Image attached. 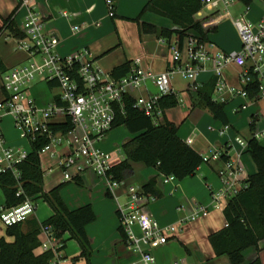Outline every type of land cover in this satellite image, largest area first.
Returning a JSON list of instances; mask_svg holds the SVG:
<instances>
[{
    "label": "built area",
    "instance_id": "1",
    "mask_svg": "<svg viewBox=\"0 0 264 264\" xmlns=\"http://www.w3.org/2000/svg\"><path fill=\"white\" fill-rule=\"evenodd\" d=\"M236 1L203 0V9L198 12V17L205 20V25H216L219 18L232 17L230 8ZM106 3L109 15L114 17L115 0H106ZM21 4L28 7L22 27L25 36L15 38L18 48L28 54L29 63L2 74L4 96L0 99V123L5 115H9L22 138L30 143L39 138L46 139L48 142L40 154L50 152L57 157L66 181L73 180L77 174L88 169L103 177L118 202L117 213L126 235V245L133 255L125 264H156L155 249L175 237L182 225H160L149 209L158 197L147 195L134 185H127L125 179L116 178L114 167L124 159L118 153L120 149L107 152L98 143L114 128L119 112L125 113L126 96L132 97L135 107L152 117L155 123H160L164 111L159 106V100L163 95L175 92L173 75L178 72L189 79L188 88L195 91L201 86L199 76L207 71L209 63L216 79L215 100L228 102L236 97H244L248 101L264 99V17L254 23L245 12L233 19L242 43L239 51H223L198 35L187 36L183 47L177 40L167 42L161 39L170 45L172 51L168 69L152 72L144 68L142 58L137 57L131 62L127 74L114 76L95 63L88 49L60 55L57 48L61 39L47 31L45 17L35 9L32 0H22ZM64 14L68 15L67 12ZM81 29L78 25L73 28L74 33ZM231 65L240 69L238 85L227 78L225 70ZM255 78L258 92L252 99L246 87ZM39 83H44L51 91L49 99L33 93ZM67 123L71 125L67 131L53 128L54 124ZM228 129L229 126L223 125L221 134ZM252 137L264 145V129L254 131ZM248 140L242 136L235 138L240 149L236 150L235 156H229L224 161L219 171L222 186L212 191L209 204L190 201L192 211L181 219L180 224L206 217L212 209L219 208L224 202L227 204L247 186L249 174L242 156L248 150ZM62 143L66 144L68 152L56 148ZM28 152L8 143L0 126V173L12 169L18 177L17 165L26 159ZM224 153L228 155L227 150ZM224 153L217 151L213 156H203L204 162L221 158ZM163 180L165 183L177 181L173 175H163ZM122 187L126 188L123 194L117 193ZM179 209L183 210L184 205ZM35 211V201L27 198L18 206L4 207L0 219L9 226L26 221ZM41 233L47 238L41 241L39 249L42 252L52 250L55 253L54 263L59 264L63 242L53 235L51 226H45ZM175 264L181 263L177 261Z\"/></svg>",
    "mask_w": 264,
    "mask_h": 264
},
{
    "label": "crops",
    "instance_id": "2",
    "mask_svg": "<svg viewBox=\"0 0 264 264\" xmlns=\"http://www.w3.org/2000/svg\"><path fill=\"white\" fill-rule=\"evenodd\" d=\"M105 1L106 0H32V4L35 6V9L45 17L47 31L53 32L60 37L61 43L57 48V52L62 56L88 49L95 63L106 72H112L116 67L126 62H132L133 59L137 57L142 58L144 68L152 72L159 73L168 69L171 64L170 58L162 57L160 54L162 44L168 45L170 48V45L167 43L168 41H162L161 39H166L160 38L156 34L142 32L139 23L136 21L140 12H142L150 0H115L116 20L115 17L108 16L106 9L107 3ZM237 1L244 3L240 0ZM21 3L22 0H0V37L5 34L6 40H14L16 42L15 48L17 47V40L14 35H12L11 30L5 26V21L12 17L15 26L22 30L25 17L28 13V7L23 6ZM244 5L245 10L243 13L248 12L247 15L250 21L256 23L264 17V0H251L249 5L245 3ZM235 8L242 9L239 7V3H235ZM65 12H67L68 15H65ZM141 21L152 22L159 27H173L170 20L167 21L156 17L150 20L141 18ZM104 22L107 23V26L117 24V27L121 30L119 45L123 48V52L111 56V53L106 50V44L95 42L97 33L104 31V28H98V24ZM77 25L82 29L74 33L73 28ZM96 25L98 26L96 27ZM104 25L102 27H104ZM206 27H208L209 30L211 29L210 32H216L218 31L219 25H210L209 23ZM130 37H132L140 47L138 53L134 52L136 54L125 47L127 39L130 41ZM211 38L213 41L209 37L208 41L216 45L218 49L226 52L239 51L242 48L237 29L233 42L217 41V44L219 43L217 45L214 43L216 36L215 38ZM6 44H8V41H6ZM25 54L24 56L17 55L16 60L13 62L7 60L8 58L0 54V61L4 71L10 70V65H16L18 62L22 61L24 57H28L26 52ZM15 67H18V65ZM225 71L228 80L238 85L240 69L235 65H231L228 66ZM3 73L4 72L0 70L1 80ZM213 77L212 64L209 63L207 71L199 76V82L203 85L209 82ZM43 89L44 88H42V90ZM40 98L45 99L43 96H40ZM261 101H264V99L259 101H248L244 97H236L230 100L228 105H233L231 110L232 115H239V117H241L242 114L249 115L246 128H249V125L251 128L253 120L256 125L261 119L259 110L256 108V105H259ZM226 113L229 119L227 108ZM235 120L237 128L236 126L233 127L234 124H232V127L229 124V129L223 135L221 134V129L223 128L221 123L217 125V127H209L211 132H216L223 139L213 136L212 133H204L201 130H199V132L202 138L198 137L199 134L195 131L187 133L183 132L182 129H179V136L203 156H213L217 151L224 153L226 150L229 156H235L236 150L240 149L235 142V138L243 135L240 133V130H237L240 129L239 124L243 118ZM0 126L4 135L7 136L6 132H4V127H2V123ZM251 131L249 139L252 137L254 131H256L255 126L254 130L251 128ZM242 137H244V135ZM6 138L11 143V139L8 136ZM234 145L235 150L233 148ZM60 146L59 150L63 149L64 152H68L66 144L62 143ZM246 153L247 151L242 156V161L248 174L251 175L257 172V165L253 159L247 157ZM43 155H47L45 159ZM40 156L44 175L49 173L52 176V181L50 183L45 181V191L49 192L62 183L68 184L71 181H75L74 187L70 184L66 189L63 188L61 191L65 203L70 209H77L83 205L91 204L97 217L96 220L86 228L92 250L89 260L86 261L78 257L81 251V245L75 242L77 240L69 239L65 248L61 250L59 264H125L129 262L133 258V255L126 245V235L121 227V222L117 213L118 202L109 191L106 180L98 176L91 169H88L77 174L73 180L66 181L63 176V171L58 166L57 157L52 156L50 152L41 153ZM219 161L224 165L222 157L217 159L212 158L210 161L204 162L200 166L195 177L169 183L164 182L163 174H160L156 168L146 166L142 169V178L139 182L141 185L140 188L146 181L158 176V187L162 192V196L152 202L149 205V209L160 225L166 226L180 222L182 218L191 213L192 208L190 200L192 199H199V201H202L199 203L203 204H209L212 201V191L222 186L219 176L220 169L216 168ZM133 174H135L134 168L130 171L126 179L132 177ZM126 183L127 185H132L128 182ZM125 189L126 188L122 187L117 190V193L123 194ZM5 200V193L0 189V213L4 208ZM35 203V213L31 214L29 218L23 222V229L25 231L34 226L36 221L39 225H42L45 220L54 214L53 209L44 199L39 198L35 200ZM181 205H184L183 210L179 209ZM225 206L223 207L222 215L214 214L211 216L209 215L210 212L206 217L187 222L180 231L177 232L175 237L170 238L167 244L155 249L156 264H175L177 261L181 264H233L227 255H217L210 241V235L212 233L223 229L227 225L224 214ZM217 209L218 208H214L212 210L215 211ZM6 230L7 226L0 219V237L6 235ZM39 238L40 241H42L47 237L45 234L41 233ZM8 240H12V238L8 237ZM70 244L72 245L70 246ZM65 251L68 252V254H66ZM36 252L42 253L40 249H37ZM244 258V264H252L257 259H259L261 264H264V239L260 240L257 246L247 248L244 251Z\"/></svg>",
    "mask_w": 264,
    "mask_h": 264
},
{
    "label": "trees",
    "instance_id": "3",
    "mask_svg": "<svg viewBox=\"0 0 264 264\" xmlns=\"http://www.w3.org/2000/svg\"><path fill=\"white\" fill-rule=\"evenodd\" d=\"M249 5L251 0H240ZM203 9V0H150L136 21L144 33H153L171 42L177 40L183 47L189 35H198L203 41H208L210 30L205 20L198 18V12ZM146 11H151L167 17L173 27H159L158 25L141 21ZM115 17V16H114ZM5 26L11 30L16 38H23L25 34L17 28L10 17ZM131 62L116 67L112 74L123 76L129 72ZM0 70L5 72L1 61ZM249 97L254 98L258 92V81L247 85ZM193 109L200 108L210 112L215 119L229 126L230 121L226 113L227 101L215 100L216 79L201 85L192 91L188 88ZM179 105L176 92L163 95L159 106L164 115L160 123L140 109L135 107L134 99L124 98V112H119L114 127L126 125L134 134L123 143L125 157L114 167L116 178L126 179L133 169L132 162H141L147 167H154L160 174L173 175L177 180L195 177L198 169L204 163V157L190 144L179 136L180 125L170 120L167 110ZM255 121L251 123L254 130ZM70 123L54 124L55 130L67 131ZM47 140L39 138L31 143V150L26 159L17 165L18 177L14 170L9 169L0 173V189L5 193V208H11L23 203L27 198L34 201L42 198L53 209L54 214L42 225L36 221L28 230L23 229V222L7 226L6 235L0 237V264H53L55 253L52 250L37 253L40 246L39 235L45 226H51L53 235L63 242L61 250L65 248L69 239H75L81 245V256L89 260L92 250L87 234V226L96 220V213L91 204L77 209H70L61 195L62 183L49 192L45 191L44 171L41 164L40 152L47 144ZM256 165L257 172L248 176L246 187L232 197L224 208L227 225L210 235L211 244L217 255H227L233 264H244V251L257 246L264 239V145L256 138L248 140V150ZM224 153L222 158L228 160ZM141 191L147 195L162 196L158 187V176L146 181ZM12 238V240H8ZM252 264H261L259 259Z\"/></svg>",
    "mask_w": 264,
    "mask_h": 264
},
{
    "label": "rangeland",
    "instance_id": "4",
    "mask_svg": "<svg viewBox=\"0 0 264 264\" xmlns=\"http://www.w3.org/2000/svg\"><path fill=\"white\" fill-rule=\"evenodd\" d=\"M238 3H239V7L242 9L235 8V4H234L230 8L232 17L231 18H229V17L219 18L217 20V24L219 25L218 31H216V32L214 31V32L209 33L208 37L210 39H212L211 37L215 38V36H216V38H215L216 40L214 39L215 44H217V41H220V42L221 41H231V42L234 41L236 27L233 23V19L240 17L245 10L244 3L237 1L236 4H238ZM106 7H107L106 8L107 13L109 16V10H108L107 4H106ZM205 13H208V12L205 11ZM153 17L169 21L167 17L161 16V15L156 14L154 12L152 13L151 11L144 12V14L142 16V18L144 20L145 19L150 20ZM116 19H117V17H115V20ZM104 23H105V25H104ZM104 23H99L98 24L99 26L96 25V27L98 26V28H104V31L97 33V37H95V42L96 43L99 42V44H106V50H108V52L111 53V56L115 55L119 52L120 53L123 52V50H122L123 48L121 47V45H119L120 44L119 43V36L121 35V30L117 27V24H114V25L111 24L110 26H107V23L106 22H104ZM103 25H104V27H102ZM5 37H6L5 34L0 37V54L2 56H5L6 58H8L7 60L13 62L16 60L17 55H19V56L20 55L21 56L26 55L25 51L23 49L18 48V46L15 48L16 42L14 40H12V41L6 40ZM6 41H8V44H6ZM212 41H213V39H212ZM125 47H126V49L133 51V53L134 52L138 53L140 50L139 45L132 39V37H130V41H129V39H127V44L125 45ZM161 48H162V50H161L160 54L162 55V57H168V58H170L169 60H172V51L168 47V45L162 44ZM136 53H134V54H136ZM161 55H160V57H161ZM162 57H161V59H162ZM27 63H29V56L24 57L22 59V61L18 62L16 65H10V67H11L10 70L16 68L15 66H17V65L22 66V65H26ZM189 82H190L189 79L183 77V75L178 73V72H176L173 75L172 86H173V90L177 93V95L179 97V105L175 108H171V109L167 110L168 118L170 120H172L173 122H175L176 124H179L180 129H182L183 132L191 133L192 131H195L197 134H199L198 137L202 138V136L200 135L201 133L199 132V130H201L204 133H206V132L212 133L213 136H217L219 138H222L216 132L214 133V132H211L209 130L210 126L217 127V125H219L220 123L222 124V122H220V120H218V119H215L214 116L206 110L204 111L203 109L201 110L199 108L198 109L192 108L191 97H190V93L188 91ZM2 86H3V83L1 80V76H0V99L4 96V94L2 92ZM42 88H44V89L42 90ZM33 93L38 97L43 96L45 99H49L50 96L52 95L51 91L46 88L44 83H39L37 85V87H35L33 89ZM256 106H257L256 108H258V110H259V114H260L261 119L255 125V129H256V131H260V130L264 129V101L259 102V105H256ZM232 107H233V105H231V104H229V105L227 104V106H226V108L228 109V112H229V121H230L231 127L233 126L232 124H234L233 127L236 126V122H235L236 120L235 119L243 118V120L239 124L240 129H237V130H240L241 131L240 133H242L246 139H249L250 134L252 132L250 125H249V128L248 127L246 128V125H248L249 115H246V114L243 115L242 114L241 117H239V115H232L231 114ZM247 111H249V110H247ZM3 118L4 119L1 122L2 127H4V130H5L4 132H6V135L11 139V143H10L8 141V139L6 138L8 143H10L12 146H14L16 148H25L28 151H30L31 150V143L26 138H22L20 136V133L17 130V128L15 127L11 117L10 116H4ZM197 123H200V124H197ZM236 128H237V126H236ZM231 131H233V130H231ZM133 136H134V134H132L128 130L126 125H119L117 127H114L109 133L104 135L102 140L99 141L98 146L102 150L107 151V152H111V151H115L116 149H120V151H118V153H119L120 157L123 158V157H125L124 156L125 153L123 151V143L125 141L129 140L130 138H132ZM60 147H61L60 145L56 146L57 149H59ZM233 148L235 150V145L233 146ZM246 154H247V157L249 159H253L252 155L249 152H247ZM46 156L47 155H43L44 159ZM132 166L135 169V174H133L132 177H130L129 179L127 178L126 182L140 188L141 185L139 182L142 178V169H144L146 166H145V164H143L141 162H132ZM223 166H224L223 163H221L219 161L216 168L221 169ZM45 181L47 183H50L52 181V176L49 173L45 174ZM70 184L73 185V187H74L75 181H71L68 184L66 183L62 187V189L63 188L66 189V187H68ZM62 189H61V191H62ZM190 201L202 202V201H199V199H192ZM225 205H226V202L222 203L217 210H215V211L212 210L213 212L211 211V213L209 215H211V216L214 214H221L222 215L223 207ZM177 210H178V208H177ZM223 223H224V221H223ZM176 224L179 226L182 225L181 228L184 226L183 224H180V222H177ZM180 229L178 230V232L180 231ZM73 241H75V240H73ZM75 242L79 244L78 241H75ZM71 245L72 244H70V246ZM81 252H82V250L80 251V254L78 255V257L83 258L86 261H88L87 258L81 256ZM65 253L68 254V252H66V251H65Z\"/></svg>",
    "mask_w": 264,
    "mask_h": 264
}]
</instances>
